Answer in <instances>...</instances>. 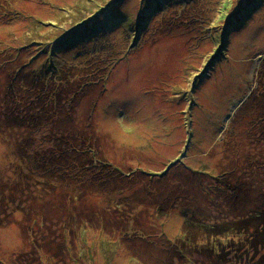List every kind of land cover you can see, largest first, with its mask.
<instances>
[{"label":"rangeland","instance_id":"374dc122","mask_svg":"<svg viewBox=\"0 0 264 264\" xmlns=\"http://www.w3.org/2000/svg\"><path fill=\"white\" fill-rule=\"evenodd\" d=\"M8 1L0 0V264H210L176 252L182 216L193 208L200 220L229 223L248 199L264 201V92L254 91L264 0ZM40 69L75 79L77 95L45 80L56 93L37 114L29 81L31 117L48 125L16 128L7 85ZM21 78L14 91L23 96ZM54 95L78 99L70 116ZM219 166L226 183L214 179ZM238 180L258 191L238 192ZM191 195L193 207L173 205ZM148 224L170 251L160 239L144 244ZM131 228L140 230L129 236ZM218 259L238 264L232 252Z\"/></svg>","mask_w":264,"mask_h":264},{"label":"trees","instance_id":"16d2710c","mask_svg":"<svg viewBox=\"0 0 264 264\" xmlns=\"http://www.w3.org/2000/svg\"><path fill=\"white\" fill-rule=\"evenodd\" d=\"M2 5L4 8L7 6H13L12 4H10V1L8 0H3L1 6ZM167 9L171 11L174 10L175 8H171L168 6ZM148 21L151 20L149 19ZM164 30L165 32H169L165 28ZM153 31L154 32L152 34L158 33L156 24L154 25ZM23 64H25V62ZM17 75L18 76L16 78H13L12 82H10L11 85H7V89L5 91L6 94L8 95L7 97H10L12 101H15L17 103L16 110L14 112L16 116L15 127L16 128L20 127L22 130L26 129L28 126H34L36 128H46L48 125L47 120H43V118L39 116L31 117V102L29 101L27 95L29 89V81L36 85L37 90L34 95L35 97L33 99V103L35 106L36 113L41 114L42 112L41 110L43 106H47L48 103L51 101L50 99L47 98V94L49 92L51 93L55 92L54 90H47L46 84L44 83L45 80L48 83H53L54 87H57L58 91L65 92L63 89L73 88V82L75 79L71 78L69 81H66L64 78H58V77L50 78L47 76H50L51 74L47 72H43L42 69L38 71L27 70L22 74L17 73ZM86 77H89V75L86 72H84L83 75H81V78L86 79ZM20 78H21V82L23 83L22 85V89H24L23 96L20 95L19 92L14 91L15 89L14 84L18 80H20ZM254 80L257 83V86L254 89L255 93L264 92V63L257 65ZM85 82L86 80L80 86L81 92H84L87 88L86 86L90 84ZM39 85H42V89H39ZM77 92L78 91L77 90L75 91V89L73 88L72 95H77ZM65 93L67 95V92ZM77 100L78 99L72 98L69 100H64V101L60 100L57 102L56 96L54 95L53 106L56 107V110L58 112L61 113L64 112L67 113L68 116H70L71 115L70 110L72 108H75V104L77 103ZM23 113H26L25 117L21 118ZM257 134H258V140L264 141V129H262V131H258ZM22 163H24V160L20 159L19 165ZM219 167H221L222 169L220 171V174L218 176L215 177L212 176V177H214V179L220 183L222 182L226 183L225 176H223V173L225 174L226 172L224 170L225 167L224 166L223 167L219 166ZM230 169L232 171H236L233 167ZM183 170H180L178 168L173 169L174 172L176 171L181 172ZM238 183L240 184V190L238 192L243 190L245 192L251 191L255 193L258 191V188L254 187V184L243 185L240 182V180H238ZM225 185H229V184H225ZM261 186L264 188L262 184ZM145 198L146 196H143L140 200L142 205L145 204ZM190 200H191V205L193 207L195 204V196L193 195L179 197L178 199H176L173 205L175 207H184L185 205H188L190 203ZM248 202L250 203H247L243 206V212L239 215V218L234 222H229V223H226L228 220L211 221V222L206 220H200L195 216V210L193 208H192L191 217H185L184 215L183 216L181 215L183 218V229H182V235L178 240L180 247L178 246V251L176 252L194 251L198 254H202L206 256L209 259L210 264H219L220 262L218 258L220 257V255H222L224 251H228V253L231 252L234 253L235 261H237L238 264H249L250 262L254 261L258 255L259 256L262 255V257H264V201L260 200L259 205H253L250 199H248ZM160 203L164 205L161 201ZM168 203H169V197L167 198V205ZM152 204L153 206H155L157 210V206H159V204L155 203L154 201H152ZM158 213H160V211L157 210L156 214ZM151 226L153 228L155 227L154 224H148V228H147L148 231L140 233L141 236H144L145 238L144 244L146 243L150 245L152 243L157 242V239H160L162 243L165 245L164 248L166 249V252L170 251L169 247L171 246V242L164 239L163 237L158 238L157 236L162 235L161 231L154 232L153 230L150 229ZM134 229L131 228L129 232V236L131 235V233L135 235V232L137 230H140L137 228ZM220 250L222 251V253Z\"/></svg>","mask_w":264,"mask_h":264}]
</instances>
